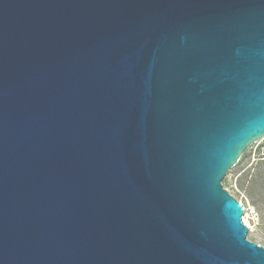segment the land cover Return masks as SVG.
Instances as JSON below:
<instances>
[{
  "label": "water",
  "instance_id": "95a60500",
  "mask_svg": "<svg viewBox=\"0 0 264 264\" xmlns=\"http://www.w3.org/2000/svg\"><path fill=\"white\" fill-rule=\"evenodd\" d=\"M261 138L264 0H0V264H264Z\"/></svg>",
  "mask_w": 264,
  "mask_h": 264
},
{
  "label": "rangeland",
  "instance_id": "374dc122",
  "mask_svg": "<svg viewBox=\"0 0 264 264\" xmlns=\"http://www.w3.org/2000/svg\"><path fill=\"white\" fill-rule=\"evenodd\" d=\"M244 207L248 237L264 245V138L251 144L222 180Z\"/></svg>",
  "mask_w": 264,
  "mask_h": 264
},
{
  "label": "bare ground",
  "instance_id": "6f19581e",
  "mask_svg": "<svg viewBox=\"0 0 264 264\" xmlns=\"http://www.w3.org/2000/svg\"><path fill=\"white\" fill-rule=\"evenodd\" d=\"M244 220H245V222H246L249 226H251L250 223L248 222V220L246 219V217H244ZM251 227H252V226H251Z\"/></svg>",
  "mask_w": 264,
  "mask_h": 264
},
{
  "label": "built area",
  "instance_id": "2783aa9c",
  "mask_svg": "<svg viewBox=\"0 0 264 264\" xmlns=\"http://www.w3.org/2000/svg\"><path fill=\"white\" fill-rule=\"evenodd\" d=\"M243 220H244V216H243ZM244 222H245V220H244ZM246 223V222H245ZM247 225V224H246ZM248 226V225H247ZM248 228H249V230L251 229L249 226H248Z\"/></svg>",
  "mask_w": 264,
  "mask_h": 264
}]
</instances>
